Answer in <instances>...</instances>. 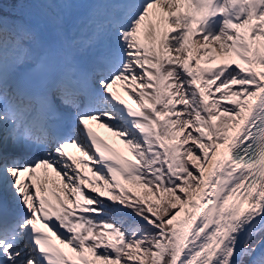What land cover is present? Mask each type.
Listing matches in <instances>:
<instances>
[{"label":"snow or ice","instance_id":"obj_1","mask_svg":"<svg viewBox=\"0 0 264 264\" xmlns=\"http://www.w3.org/2000/svg\"><path fill=\"white\" fill-rule=\"evenodd\" d=\"M0 264H264V0H0Z\"/></svg>","mask_w":264,"mask_h":264},{"label":"bare ground","instance_id":"obj_2","mask_svg":"<svg viewBox=\"0 0 264 264\" xmlns=\"http://www.w3.org/2000/svg\"><path fill=\"white\" fill-rule=\"evenodd\" d=\"M216 20H217V19H216ZM216 20H214V21H216ZM214 21H212V23L208 22V26L205 28V31H208L209 28H211V26H212V24L214 23ZM216 30H217V29H215V28L212 29L213 34H215V31H216ZM92 126H93V130L97 133L98 136H100L101 138H103V139H105V140H108L110 143H114V142L111 140V137H110V136H107V135H108L107 130H104V128H103V130H102V129H101L102 127H101L100 125H98L97 123H95V122H93ZM99 126H100L101 128H100Z\"/></svg>","mask_w":264,"mask_h":264},{"label":"rangeland","instance_id":"obj_3","mask_svg":"<svg viewBox=\"0 0 264 264\" xmlns=\"http://www.w3.org/2000/svg\"><path fill=\"white\" fill-rule=\"evenodd\" d=\"M117 90L120 92V94L121 95H124V93H123V89L118 85L117 86ZM127 97L125 96V99H126ZM99 125V124H98ZM100 127V126H99ZM101 128V127H100ZM102 130H103V127L101 128ZM104 130H107L106 128H104ZM107 132H108V135L107 136H110L111 137V140L115 143V145L116 146H118L119 147V145H118V142H116L115 141V138L112 136V134L107 130Z\"/></svg>","mask_w":264,"mask_h":264},{"label":"trees","instance_id":"obj_4","mask_svg":"<svg viewBox=\"0 0 264 264\" xmlns=\"http://www.w3.org/2000/svg\"><path fill=\"white\" fill-rule=\"evenodd\" d=\"M260 237H259V235L257 236V239H259Z\"/></svg>","mask_w":264,"mask_h":264}]
</instances>
